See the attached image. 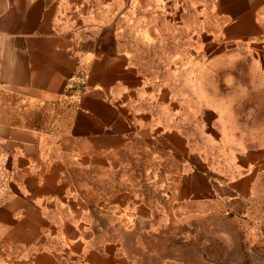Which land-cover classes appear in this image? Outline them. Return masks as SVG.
Segmentation results:
<instances>
[{
    "label": "crops",
    "instance_id": "crops-1",
    "mask_svg": "<svg viewBox=\"0 0 264 264\" xmlns=\"http://www.w3.org/2000/svg\"><path fill=\"white\" fill-rule=\"evenodd\" d=\"M260 53L264 0H0V264H191L264 175V89L206 63Z\"/></svg>",
    "mask_w": 264,
    "mask_h": 264
},
{
    "label": "rangeland",
    "instance_id": "rangeland-1",
    "mask_svg": "<svg viewBox=\"0 0 264 264\" xmlns=\"http://www.w3.org/2000/svg\"><path fill=\"white\" fill-rule=\"evenodd\" d=\"M205 74L207 95L219 87L227 91L226 95L230 89L234 90V94L239 89H264V53L255 59L235 54L232 58L224 57L220 63L207 61ZM254 99L261 102L263 96L255 95ZM213 149L214 145H207V162L217 166ZM256 163L259 167L264 165V156ZM260 177L257 190L248 198V206L235 208L234 211L239 214L237 221L227 217H197L187 225L174 227V233L181 235L184 243L182 247H177L182 249L191 264H264V175ZM115 182L118 183L117 180ZM158 240V254L169 251V241L162 237ZM177 241L174 240L175 246Z\"/></svg>",
    "mask_w": 264,
    "mask_h": 264
}]
</instances>
